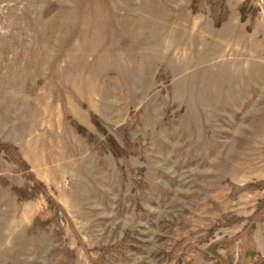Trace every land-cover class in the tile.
Wrapping results in <instances>:
<instances>
[{"label": "rangeland", "instance_id": "374dc122", "mask_svg": "<svg viewBox=\"0 0 264 264\" xmlns=\"http://www.w3.org/2000/svg\"><path fill=\"white\" fill-rule=\"evenodd\" d=\"M0 264H264V0H0Z\"/></svg>", "mask_w": 264, "mask_h": 264}]
</instances>
